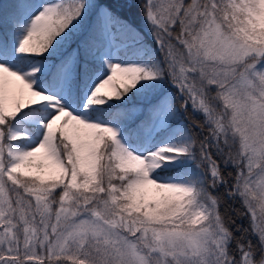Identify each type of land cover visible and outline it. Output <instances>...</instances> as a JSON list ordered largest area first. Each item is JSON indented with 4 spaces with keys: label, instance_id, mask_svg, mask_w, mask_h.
<instances>
[{
    "label": "snow or ice",
    "instance_id": "snow-or-ice-1",
    "mask_svg": "<svg viewBox=\"0 0 264 264\" xmlns=\"http://www.w3.org/2000/svg\"><path fill=\"white\" fill-rule=\"evenodd\" d=\"M134 3L0 13V264H264V0Z\"/></svg>",
    "mask_w": 264,
    "mask_h": 264
},
{
    "label": "trees",
    "instance_id": "trees-1",
    "mask_svg": "<svg viewBox=\"0 0 264 264\" xmlns=\"http://www.w3.org/2000/svg\"><path fill=\"white\" fill-rule=\"evenodd\" d=\"M15 2V0H0V13L4 11H12L11 5ZM107 2L111 3L112 6L120 12L123 16L127 17L129 20H132L136 23L140 22V9L134 3V0H107ZM155 45H153L154 47ZM239 222V221H238ZM245 226H247V221H245Z\"/></svg>",
    "mask_w": 264,
    "mask_h": 264
},
{
    "label": "rangeland",
    "instance_id": "rangeland-1",
    "mask_svg": "<svg viewBox=\"0 0 264 264\" xmlns=\"http://www.w3.org/2000/svg\"><path fill=\"white\" fill-rule=\"evenodd\" d=\"M110 91V89H108Z\"/></svg>",
    "mask_w": 264,
    "mask_h": 264
}]
</instances>
